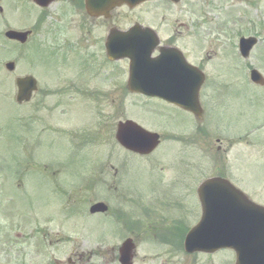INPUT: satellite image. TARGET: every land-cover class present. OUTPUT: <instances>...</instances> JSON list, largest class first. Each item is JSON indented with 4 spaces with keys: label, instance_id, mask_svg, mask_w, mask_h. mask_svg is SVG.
Returning <instances> with one entry per match:
<instances>
[{
    "label": "rangeland",
    "instance_id": "rangeland-1",
    "mask_svg": "<svg viewBox=\"0 0 264 264\" xmlns=\"http://www.w3.org/2000/svg\"><path fill=\"white\" fill-rule=\"evenodd\" d=\"M192 1V8L193 11H195L194 18L203 19L205 17L208 23L205 24L202 29V42L199 41L200 39L192 42L183 40L181 42L183 44V50L192 62L203 65L204 70L209 74L211 79V82L208 84L209 86L216 85L217 88L224 90L231 84L230 89L224 91L221 94L222 96L220 95V104L223 107L219 106L218 111H216L214 124L220 128H229L228 131L232 133V137L235 139V136L238 138L239 136H245L244 132H246L249 127L258 128V126L264 122V88L253 86L246 81V78L244 80L243 75L239 71L237 72L238 62L234 58L235 35L238 31L247 32L246 34L249 35L258 34L260 42L256 45L250 58L241 62V67L251 66L261 72L264 77V0ZM6 8L9 10V6ZM54 13H56V11H54ZM7 14H9L7 17L8 20H13V15L18 19L17 26L13 25L12 29L21 31V26H26L25 19H23L25 13L20 12L14 14L13 9H10L7 13L4 9L3 17H6ZM144 14L147 19L155 13L146 12ZM36 16L37 13H33L31 17L27 15V19H29L27 22V29H29L33 23L32 17ZM226 22L227 27L224 29L222 25ZM217 24L219 30L225 31L218 40L216 39V35H210V33H212V28H215ZM4 32V25L1 24L0 45L3 47L0 49V264H19V257L17 251H15L16 245L10 248L11 243L9 244L7 242L9 240H17L20 234L27 235L30 231H35L42 227H49V225L45 224V221H50L49 218L57 214L56 199L63 196L65 192L64 187H66V192H68V194L70 192L74 193L79 190L82 179L71 176L78 166V158L77 160H73L72 156H74V154L77 155L78 152H76L68 142L67 145L64 140V134L61 131L58 133L56 143L53 144L54 147H48L46 150L45 146L42 145L43 147L38 156L35 154L33 155L34 159H32L37 165L36 168H42V164H48L49 162L51 164L50 167L52 166L51 169L54 168L56 175L60 170L58 180H56L59 184L52 178H48L37 171L35 172L36 174L34 173L35 175H24V173L28 171H32L33 173V170L27 158L24 157L20 143L17 140H20V138L22 140L23 137L20 118L25 114H29L33 108L26 109L25 107V110H21L20 107L15 104V93L17 89L14 80L16 77L32 75L37 78L40 91L39 96L33 102L34 105L42 98V102L49 107L57 106L60 100L66 102L62 106H58L49 117L43 119V121L46 122L44 125L50 124L51 127L61 130H72L79 133L81 128L90 124H87L88 119H91L93 122H98L95 113L91 110L89 111L91 105L82 102H86V97L82 99V101L80 100L87 92L83 94V91H80L77 101H72V99H70V94H67L63 98L60 97L59 90L63 88L62 86L74 83L76 89L79 90L82 88L90 91L96 99L103 101L105 110L102 111L104 117L101 120L104 124H107V126L103 129L105 134L102 132L103 130H101L100 133L103 135L101 136L102 138H106L105 135L112 133V138L111 136L109 138L110 144L107 146L109 151L112 145L111 142H114L113 131L115 130L116 124L121 120H131L133 117L140 123H144L146 125H144V127L147 130H165L168 132L175 130V127L178 126L190 128L192 127V120H190L187 115H182L183 118L186 119L185 122L178 121L173 123L167 119L165 120L162 115L166 112V109L160 105H155L158 114L157 112L153 114H147V112L143 113L142 110L145 109L144 107L139 108L138 105L136 107V104L131 99L123 96L125 93L121 88L125 85L127 79L125 75L126 66H120L124 64L123 62H118L119 67L106 68L102 60L98 57L97 59H93L96 63V67H99L97 69L63 72L62 70L58 71L56 69L57 67H55L56 72H54L51 69L53 67L52 60L46 58L45 61H43L41 57L37 56L38 50L35 46L44 44L45 49L48 47L49 40L45 38L43 28H40L38 32L33 34L31 41L27 45L19 48H14L12 45L8 46L3 41L4 37L1 35ZM59 39H62V37H59ZM12 60L17 63V72L13 75L7 73L4 67L5 62ZM61 68H63V66H61L60 69ZM112 72L116 76L114 79H111L113 76ZM89 77L90 79L87 81ZM213 80H215V83L212 82ZM75 88L71 86L70 89L75 90ZM45 90L49 93L42 97L41 93ZM114 96H118V99L121 101V111L118 114H116L115 107H112L111 99ZM103 107L102 105V108ZM65 108L69 109L68 115L64 114L67 113ZM170 113L171 112L167 111L166 115ZM41 114L43 117L44 114L42 112ZM81 122L84 124H81ZM39 124L41 123L36 124V128L34 129L35 132L29 135V139H31L32 142H35L34 139L36 134L40 133V130L44 127ZM31 128L32 125H30V129ZM41 135L44 139L48 137V139L54 140V135L51 132H43ZM188 135L192 136L191 133ZM177 140L178 142L186 141L181 138ZM204 140H206L205 144L203 142ZM204 140L201 142L199 141V143L197 142V145L191 144L189 149L191 153L188 152L187 157L191 160L192 174L186 175L185 173H180V184L191 185L193 183L194 185L199 179L207 176L213 171L211 169V163L209 164V161L202 159V152H206L208 149L207 145L209 144L208 138ZM64 141L67 145L66 147ZM218 144L214 143V150L211 151V154H214L213 158L217 157L219 154L216 153L215 155V153H212L216 151L215 147H217ZM107 147L102 145H90L81 152L85 153L89 151L95 158L101 154L99 160H102L104 157L103 151L107 149ZM252 147H254V150ZM115 148L118 149L119 146L117 145ZM178 148L179 146L175 145L173 142L164 143L157 150V153L148 159H143L130 153H126L125 158L124 152V154H122L116 151L118 155L116 154L115 156L121 159L120 162L126 159L127 169L124 170H127V181L130 190L135 192L140 198H144L149 189L157 185L156 179L160 173V170L157 169L160 166L158 162L159 157L163 156L164 158L169 154V159L173 160L175 154L178 152ZM234 148H236L238 158L234 163V167L246 164L249 168L247 177L248 182L246 185H241L242 189L249 191L252 188L262 186L264 183V154L261 152L264 151V130L253 133L250 137H247V140L245 138L241 139ZM186 151L187 150H185V152ZM120 162L117 161V158L111 159V164H113L119 172H121ZM90 165V172L86 166L83 168L84 173L88 176L87 179L91 177L93 179L95 177L93 175L98 173L95 174L97 175L96 178L101 180L96 183L98 187L93 189L90 194L96 195L97 197L100 195L102 196L101 198L114 201V196L111 195L112 193L114 194V192L118 191V193L122 194L124 192L122 185L119 183L122 178L121 174L114 175V169L110 170V173L104 172L110 169L108 165L105 166V170L102 172L99 171L96 162L93 163L91 161ZM181 171L184 172L183 170ZM60 181L64 185L60 183ZM112 185L113 187H119L118 190L115 191L113 187L109 189ZM261 197L263 198L264 194L261 195ZM154 203L155 201L150 204L155 208ZM114 206L119 207L121 205L115 200ZM162 213L165 214V211ZM196 213L198 215V220L199 213L197 210ZM196 213L194 210L192 213L187 212V220L183 221V223L187 225L193 223L196 218ZM31 214H33V217H37L41 224L29 222L28 219ZM167 215V218L171 221L173 215L170 213ZM164 216L166 217V215ZM20 220L22 224L17 223ZM145 222L146 224L153 223L151 219ZM49 228H51L50 230L59 229L57 223ZM116 228L118 229V225H116ZM144 237H148V235ZM33 250L34 249H31V251ZM232 257V262L234 263V255H232ZM137 259V264L191 263H187L185 257L181 254L176 256L171 255L170 250L163 245L158 248L146 242L141 243L139 246ZM223 259H226V262H230L231 260L229 254L223 252L216 258L213 257V259L210 260L202 256L197 260V264H220L223 262ZM28 260H32V258H28Z\"/></svg>",
    "mask_w": 264,
    "mask_h": 264
},
{
    "label": "flooded vegetation",
    "instance_id": "flooded-vegetation-1",
    "mask_svg": "<svg viewBox=\"0 0 264 264\" xmlns=\"http://www.w3.org/2000/svg\"><path fill=\"white\" fill-rule=\"evenodd\" d=\"M175 1V0H174ZM180 2H173L171 0H152L138 6L135 9H130L127 5L110 10L107 0H40L39 4L37 0H0V4L7 3L9 10L13 9L14 14L20 12L25 13L23 19H25L26 26H21L20 30H31L32 35L38 32L40 28L44 29L45 38L49 40L47 52L48 58L53 61V67H64L66 71L97 69L96 63L93 59L98 57L102 60L104 66L115 67V63L110 62L107 59L108 47L107 41L109 35L112 32H126L128 29L140 24L144 27H151L159 37V45L167 48L176 47L181 49L183 40L194 41L197 37V28H202V25L197 26L194 22V11L192 9L191 0H179ZM38 4V5H37ZM7 9V8H6ZM5 9V11H6ZM8 10V9H7ZM8 10V11H9ZM56 11V13H54ZM152 12V16L145 18L144 13ZM4 13V10H0V15ZM33 13H37L36 17H32L33 23L27 29V15L31 17ZM31 19V18H30ZM14 20V21H13ZM12 22L6 20L4 22V29L9 30L13 25L17 26V19L13 15ZM165 29V30H164ZM203 32L201 33V35ZM199 35V34H198ZM32 37V36H31ZM62 37V39H59ZM16 46L18 45L14 42ZM2 45H0L1 47ZM188 62L191 63L190 60ZM58 71L60 68H56ZM62 69V68H61ZM52 71L56 72L55 69ZM61 72V71H60ZM71 86L75 88V84H68L66 87L59 91L60 97L67 92L79 94L80 91L87 92L82 98L87 97L90 91L80 88L79 90L70 89ZM48 93H41L45 96ZM39 96V93L35 94L30 103L22 105L21 107L32 106V110L29 114H25L22 120V126L26 130V136L29 134L30 126L28 124L41 123L39 125L44 126L40 133H37V140L35 142H29V136L26 137V150L29 155L35 154L44 145L45 148L54 147V140L43 139L41 134L43 132L57 133L58 128L51 127L50 124H46L43 121L44 118L49 117L58 106H62L64 102L60 100L57 106H47V104L40 101L35 105L32 103ZM200 105L203 108L201 118H194L192 114L182 111L177 106H173L166 102H160L157 99H148L150 102H154L158 105H163L166 109L164 117L170 122L184 121L182 115H188L196 122L197 132L201 135L208 132L206 129L209 126H216L213 124L215 120L216 111L219 106L217 103V97L214 92L209 88H205L200 93ZM112 107H115L116 114L120 110L121 101L117 97H112ZM93 101V105L101 107L95 108V111L99 124L95 126L96 129H102V126L106 127L107 124H103L102 118L105 110V105L100 99ZM102 105L104 106L102 108ZM167 111L171 112L166 115ZM41 112L44 114L42 117ZM157 110L153 109L151 113H156ZM158 114V112H157ZM213 124V125H212ZM206 127V128H205ZM182 129V137L186 135L187 130L185 126L180 127ZM229 128H224L220 131L216 127L213 136L209 137L215 143H219L216 147L218 160H216L217 173L213 176L223 177L231 181L236 187L242 188L241 185H246L248 182L249 168L246 164L237 165L234 167V163L238 160L237 153L233 151L235 138L232 137V133L228 131ZM247 134V132H244ZM203 137V136H202ZM237 140L248 136H235ZM236 141V140H235ZM93 142V136L90 133V129H86L79 135L70 133L68 137V143L72 146L76 152L85 150ZM100 142V141H98ZM163 140H161V143ZM182 145V160L171 165V176L157 177V188L154 192L155 195L145 196L140 198L135 192L130 190L127 182V174L125 170L121 168L122 178L119 183L124 188V192L117 193V199L122 200L125 208L123 209H109L104 214L91 213L89 207L98 200L92 199L91 196H71L62 197L59 200V213L49 218L50 221H45L49 227L57 223L56 229H36L30 234L18 236L16 240V249L19 257V264H122L120 259V246L126 240L127 237L134 239L137 250L139 245L144 241H148L142 237V232H136L140 227L138 223L144 224L145 221L151 219L153 222L162 218L167 212L173 215V219L168 221V230L179 229L183 219L181 215L185 214L183 211L192 213L195 209V196L193 183L191 185L180 184V173L192 174L191 162L187 157L186 142H181ZM261 153H264L261 152ZM85 166L84 164H82ZM109 171L113 169L110 163ZM84 168V167H83ZM83 168L77 170L79 176L86 177ZM90 172V168L88 166ZM163 170V169H162ZM183 170L184 172H182ZM118 170H114V175L118 174ZM84 182V180H83ZM84 184V183H82ZM81 184V185H82ZM253 190L246 193L250 200L258 201ZM155 201V208L150 204ZM152 207L153 209L149 208ZM141 210V211H139ZM181 211V212H180ZM141 212L142 217L140 216ZM139 214L140 222L134 220ZM180 215V216H179ZM117 216L123 218L122 229L124 236L118 235ZM178 217V218H177ZM34 222V218H30ZM142 220L144 222H142ZM87 222V223H85ZM173 232V231H172ZM159 243L170 244L177 243L182 239V235L169 234L160 237ZM153 239H158L154 237ZM31 249H34L31 251ZM31 251V252H30ZM138 252V251H137ZM206 255V254H204ZM213 256V255H212ZM199 254L191 255L188 257L189 261H193L194 258H199ZM211 257V256H210ZM209 257V258H210ZM32 258V260H28ZM137 254L134 257V263H138ZM208 258V260H209ZM195 260V259H194ZM196 262V260H195ZM207 264V263H206ZM226 264V263H225Z\"/></svg>",
    "mask_w": 264,
    "mask_h": 264
},
{
    "label": "water",
    "instance_id": "water-1",
    "mask_svg": "<svg viewBox=\"0 0 264 264\" xmlns=\"http://www.w3.org/2000/svg\"><path fill=\"white\" fill-rule=\"evenodd\" d=\"M126 2L127 0H121ZM116 3H120V0H112L113 6L116 5ZM26 33H14L11 32L8 34V38L10 39H15L21 42H25L26 40ZM247 55V54H246ZM118 58H124L126 55L124 54H118ZM140 60V59H139ZM132 64H134V60H132ZM131 64V65H132ZM140 64L142 62H137L138 67L134 72L137 73V70L140 69ZM134 66V65H133ZM14 67V64H9L7 68L12 71ZM142 78V81H146L145 78ZM28 79H23V80H18L17 83L19 85L20 91H19V100L20 99H29L30 97V92L32 90H35V82L29 81ZM254 81L262 83L263 81L261 79L258 80V76L255 77ZM135 85L138 86L140 85V81L135 80ZM138 90H141L139 86L137 87ZM199 87H197L195 96L197 95ZM185 106V105H184ZM186 107L189 108V106L186 105ZM124 125H121L120 131L123 130ZM125 126H131L132 129H127L126 130V135H125V146L130 149L134 150L136 152H139L141 154L148 153L149 151L153 150L154 147L157 145L158 141V136L157 135H152L148 133L147 131L142 130L135 124L128 123ZM128 139V140H127ZM201 191V190H200ZM215 198L210 197V203H208V206L204 204V217L200 221V225L194 229L193 231L190 232L187 240H186V246L188 251H193L194 249H201L203 247L207 248V243L209 244H214L213 247L215 249L218 248H223L224 246H228L231 248H235V252L237 254L238 258V263L241 264L242 262H245L248 260L249 264H257V262H253L251 259L250 251L246 249H242V246L248 241L245 240V238L249 235L254 234L257 232V234L261 235V239H256L255 241L257 242H263L264 243V209L262 210V213L260 214V217H258L255 221L256 224H254V221L248 220V219H237V218H232L230 219L229 217H209L210 215V206H214ZM212 214H215L216 212H212ZM247 222H253V224L250 226L247 224ZM213 231V234H212ZM210 232L211 237L208 238L207 234ZM254 243V241L252 242ZM132 246L127 243L123 246L122 248V258L124 261L130 260L131 258V251H132ZM247 255L249 257L247 258ZM258 264H261V262H258ZM264 264V263H262Z\"/></svg>",
    "mask_w": 264,
    "mask_h": 264
}]
</instances>
